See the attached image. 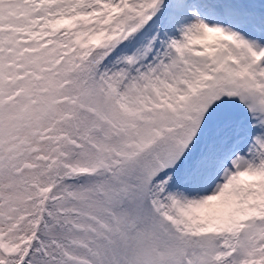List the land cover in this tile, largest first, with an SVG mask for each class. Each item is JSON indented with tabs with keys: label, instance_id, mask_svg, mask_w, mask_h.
Here are the masks:
<instances>
[{
	"label": "snow or ice",
	"instance_id": "obj_1",
	"mask_svg": "<svg viewBox=\"0 0 264 264\" xmlns=\"http://www.w3.org/2000/svg\"><path fill=\"white\" fill-rule=\"evenodd\" d=\"M0 264H264V0H0Z\"/></svg>",
	"mask_w": 264,
	"mask_h": 264
}]
</instances>
